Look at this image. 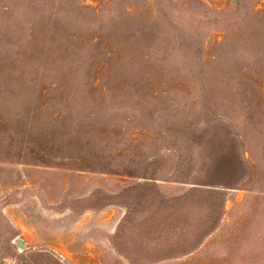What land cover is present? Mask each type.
I'll return each mask as SVG.
<instances>
[{
	"label": "rangeland",
	"instance_id": "rangeland-1",
	"mask_svg": "<svg viewBox=\"0 0 264 264\" xmlns=\"http://www.w3.org/2000/svg\"><path fill=\"white\" fill-rule=\"evenodd\" d=\"M0 264H264V0H0Z\"/></svg>",
	"mask_w": 264,
	"mask_h": 264
},
{
	"label": "water",
	"instance_id": "water-1",
	"mask_svg": "<svg viewBox=\"0 0 264 264\" xmlns=\"http://www.w3.org/2000/svg\"><path fill=\"white\" fill-rule=\"evenodd\" d=\"M17 244H18L19 247H22L23 246V244L21 243L20 240H17Z\"/></svg>",
	"mask_w": 264,
	"mask_h": 264
}]
</instances>
